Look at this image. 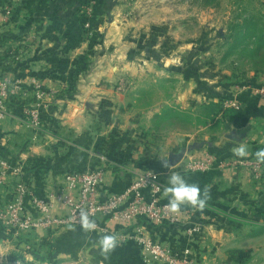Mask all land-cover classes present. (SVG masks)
Instances as JSON below:
<instances>
[{
  "label": "crops",
  "instance_id": "obj_1",
  "mask_svg": "<svg viewBox=\"0 0 264 264\" xmlns=\"http://www.w3.org/2000/svg\"><path fill=\"white\" fill-rule=\"evenodd\" d=\"M9 4L13 6L15 15L8 24L0 22V31L10 32L14 39L7 45L15 50L21 47L20 62L27 66L23 76L19 71L12 70L11 73L19 78L39 79L47 95L38 106L43 120L39 128L26 122L20 106L13 105L10 116L0 122V152L14 164H24V178L29 182L31 192L39 199L51 202L53 214L68 212V207L58 199L59 194L66 192L65 175L89 169L105 172L99 192L101 201L123 193L143 173L154 174L166 186L170 169L183 173L190 184H199L209 196L203 210L184 204L174 211L188 215L178 223L155 225L140 219L138 226H127L110 222L104 216L98 218L101 229L94 232L72 225L37 229L33 232L36 253L30 254L33 257L30 262L145 264L140 247L133 238L137 235V227L154 241L176 249L190 247L199 259L202 257L212 263L219 260L222 264L236 261L254 264L264 257V249L258 250L261 244L264 245V236H257L256 232L244 235L243 230L250 226L262 228L258 233H264V176L260 187L261 182L256 184L249 169L241 166L232 169L215 167L207 173L191 172L186 167L189 157L205 151L222 158L258 160L255 152L264 148L263 102L249 91L233 93L230 90L228 96L220 93L213 102L224 104L228 100H236L246 112L241 125L224 121L218 138L202 142L201 149L187 153L180 163L170 166L169 154L179 153L185 147L180 151L173 149L163 157L160 153L153 155L159 150L158 145L141 137L137 129L140 121L130 106L133 99L136 101L133 87L150 70L145 69V61H131L133 56L128 49L133 46L126 49L129 41L121 52L120 38L124 30L113 25L110 19L103 23L102 16L99 17L102 11L94 7L97 24L92 21V25H99L97 31L103 38H98L97 31L95 35L86 33L82 14L78 13L79 0H0V8ZM124 39L127 40V35ZM6 48L2 47L3 50ZM73 74L77 75V80L76 86L71 88L69 81ZM124 83L127 87H123ZM192 89L189 85V90L184 92L181 105L184 110L191 105L187 99H192ZM65 91L73 93L61 98ZM150 112L159 113L157 108H151ZM190 133L184 131L183 135L189 136ZM240 145L247 149L244 157L234 152ZM31 158L38 160L29 163ZM262 166L264 170V162ZM4 191L0 195L1 200ZM68 194L74 199L79 197L76 191ZM162 199L163 203H168L164 195ZM26 208L35 213L32 199H26ZM194 227L199 231L189 233ZM105 233L117 235L120 241L107 259L99 254L96 245V240ZM49 244L52 254L46 259ZM246 244L253 254L248 253L242 260L238 249H243ZM18 247L24 250L26 245L20 244L18 237L12 238L0 231V264H12L10 256L18 251Z\"/></svg>",
  "mask_w": 264,
  "mask_h": 264
},
{
  "label": "rangeland",
  "instance_id": "obj_2",
  "mask_svg": "<svg viewBox=\"0 0 264 264\" xmlns=\"http://www.w3.org/2000/svg\"><path fill=\"white\" fill-rule=\"evenodd\" d=\"M89 3L83 12L90 25L86 28L88 33L95 35L98 30L99 25L91 23L97 20L94 10L97 7L102 11L99 17L102 16L103 23L110 19L124 30L121 52L129 41L126 49L133 46L128 49L132 52L131 61H145V69L150 70L133 87L136 101L133 99L130 109L140 121L137 129L141 137L158 145L159 150L153 155L160 153L163 157L173 149L180 151L215 140L224 127V118L216 114L219 107L208 104L220 93L228 96L230 90L235 93L245 86L249 89L242 91L251 92L264 82V0H90ZM97 32L102 39L101 32ZM189 85L193 88L192 99H187L191 105L184 110L181 105ZM151 108H157L160 114L151 113ZM184 131L191 133L183 135ZM181 132L182 137L177 135ZM248 171L253 175L251 169ZM260 174V180L254 176L252 180L256 184L261 182V187L263 169ZM7 184L12 188L13 182ZM243 230L244 235L256 232L257 236H264L258 233L262 228L245 226ZM248 248L246 244L238 249L242 260L248 253L253 254ZM259 249H264V245ZM206 262L222 264L219 260ZM254 262L264 264V257Z\"/></svg>",
  "mask_w": 264,
  "mask_h": 264
},
{
  "label": "built area",
  "instance_id": "obj_3",
  "mask_svg": "<svg viewBox=\"0 0 264 264\" xmlns=\"http://www.w3.org/2000/svg\"><path fill=\"white\" fill-rule=\"evenodd\" d=\"M88 14H90V7ZM14 15V8L10 4L0 8V22L8 24ZM89 26V23L85 24L86 28ZM1 50L3 49L0 45V52ZM20 58L21 55L17 57V60ZM248 89V86L242 88V90ZM251 93L264 103V82L252 88ZM46 95L47 91L39 79L35 77L19 78L11 72L0 69V122L10 116L13 105H19L25 121L35 128L41 127L43 120L38 106L39 102L46 98ZM224 106L237 110L242 108L236 100H228ZM240 166L251 169L254 178L260 180L263 166L262 162L258 160L236 157L222 158L205 151L199 156L189 157L186 163L187 170L198 173L214 170L215 167L232 169ZM24 175V164H14L0 152V186L10 183L9 180L14 183L12 188L10 186L5 191L1 200L0 222L12 230L15 237L40 228L59 229L70 225L83 228L80 215L82 210L89 214L90 219L95 220L97 227L94 231L101 229L98 218L104 216L110 222H119L127 226L131 224L138 226L140 219H146L151 224L161 225L169 222H182L188 217L186 214L181 215L166 207L167 203L162 202L164 186L152 173L138 175L123 193L111 195L106 201H101L99 198L100 188L105 177V172L102 169L67 173L65 175L66 192L58 196V199L68 207V212L64 215L53 214L51 202L36 197L31 192ZM69 191H76L79 197L72 198L68 194ZM27 198L32 199L35 213L27 210ZM137 230V235L133 238L140 247L141 257L145 264H211L206 260L199 259L190 247L176 249L154 241L139 227ZM198 231L199 228L194 227L189 230V233ZM25 249L31 251L33 248L26 245ZM12 264H26V262L15 260Z\"/></svg>",
  "mask_w": 264,
  "mask_h": 264
},
{
  "label": "clouds",
  "instance_id": "obj_4",
  "mask_svg": "<svg viewBox=\"0 0 264 264\" xmlns=\"http://www.w3.org/2000/svg\"><path fill=\"white\" fill-rule=\"evenodd\" d=\"M236 155L244 157L247 155V149L244 145L234 149ZM258 161L264 162V148H259L255 152ZM165 166L169 167L167 162ZM163 195L167 198L166 207L172 211H177L184 204H189L193 209L203 210L207 206L209 199L207 190H202L199 184H190L183 173L180 171H172L168 176V183L163 188ZM82 217V226L86 232L94 231L97 227L95 220L89 218V214L85 211L80 213ZM120 243L117 235L105 233L99 236L96 240L97 250L105 259L114 251ZM25 259L31 261L33 257L30 254H25Z\"/></svg>",
  "mask_w": 264,
  "mask_h": 264
},
{
  "label": "trees",
  "instance_id": "obj_5",
  "mask_svg": "<svg viewBox=\"0 0 264 264\" xmlns=\"http://www.w3.org/2000/svg\"><path fill=\"white\" fill-rule=\"evenodd\" d=\"M89 2H90V0H80L79 1L78 13L82 14V22L84 24H86L87 17L85 16V18H84L83 12L85 11V8H87V6L90 4ZM14 12H15V10H14ZM87 29L85 28L86 33H88ZM12 39H14V38L11 36L10 32H4L0 35V45L2 47H4V46L7 47L5 50L0 52V69L4 70L5 72H12V70L19 71V72H21V76H23L22 74H25L27 66L22 65V62H20V60H17V57L21 54V50H20L21 47H17L15 50L13 47H10L7 45L8 42ZM16 39H19V38L16 37ZM84 59H86V58H84ZM76 80H77V75L73 74L71 76V80L69 81V83H70L69 86L71 88H74L76 86ZM72 93L73 92H71V91H65L60 95V97L64 98L67 96H71ZM222 105H223V102L222 103L221 102H213V103L208 104V106H210V107L215 106L217 108L218 107L220 108L219 111L216 112V114H218V115L222 114L224 121H228L229 123H233L236 126L241 125V123L243 122V120L246 117V112L242 108L239 110H235V109H228L227 110V109H224ZM37 160H38V158H35V159L31 158L29 160V163L31 161H33L35 163V162H37ZM27 184H28V186H30L28 181H27ZM7 188H8V184L0 186V195L3 193L2 190L4 191ZM0 203H1V196H0ZM0 231L6 232L12 238L14 237V232L12 230L6 228V226H4L1 222H0ZM18 240H19L20 244L31 246L33 249L31 251H29L26 249H24V250L20 249L18 247V251H16L15 253H12L10 258L12 259V261L22 260V261H25L26 264H33L32 262L27 261L25 259V254H35L36 253L37 243L35 241L34 233L29 232V233L21 234L20 236H18ZM49 248H50V250L48 252L46 259H48L52 254V246L50 244H49Z\"/></svg>",
  "mask_w": 264,
  "mask_h": 264
},
{
  "label": "water",
  "instance_id": "obj_6",
  "mask_svg": "<svg viewBox=\"0 0 264 264\" xmlns=\"http://www.w3.org/2000/svg\"><path fill=\"white\" fill-rule=\"evenodd\" d=\"M202 146H203L202 143L193 144V145H190L188 148H183L179 153H174V152L170 153L169 158H168L169 165L170 166L177 165L183 160V158L185 157L187 153H190L197 149H201Z\"/></svg>",
  "mask_w": 264,
  "mask_h": 264
}]
</instances>
